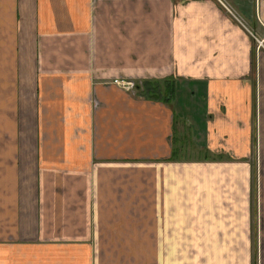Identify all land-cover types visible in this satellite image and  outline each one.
Masks as SVG:
<instances>
[{
    "label": "crops",
    "instance_id": "0c3cea01",
    "mask_svg": "<svg viewBox=\"0 0 264 264\" xmlns=\"http://www.w3.org/2000/svg\"><path fill=\"white\" fill-rule=\"evenodd\" d=\"M226 2L0 0V264H253L217 254L250 228L177 226L264 162V0ZM182 123L235 160L182 172Z\"/></svg>",
    "mask_w": 264,
    "mask_h": 264
},
{
    "label": "rangeland",
    "instance_id": "374dc122",
    "mask_svg": "<svg viewBox=\"0 0 264 264\" xmlns=\"http://www.w3.org/2000/svg\"><path fill=\"white\" fill-rule=\"evenodd\" d=\"M257 40L262 43L264 42V39H260L259 37L257 38ZM256 46L257 50L260 48V50L264 51V49L258 42L256 43ZM157 94L158 92L155 93V96H157ZM180 130V143L178 146L180 151V159L182 164H186V166H182V172L191 168L190 166H187L188 164L203 163L206 164V167L208 168V165H211L213 163H220L222 161L230 162V160H235L231 159L230 157L228 159L226 156L220 157L216 155H210L208 153L205 154L204 150H202L198 146L195 147L193 144V140H191L192 138L190 139L188 137V127L186 124L182 123L180 125ZM249 164L250 167L244 166V168L246 169V171L244 172L237 170L234 166H231L229 168V179L225 183L223 182V186L221 187V195L223 196L224 201H221L222 206L216 207L218 206L217 203H219L220 199H217L215 193L217 191L216 188L219 187L216 186V188L210 189L212 193L211 196H208V198L212 201V204L208 205V208L210 207L211 211L214 212V216L209 215L210 218H208L207 213L201 214V204L197 209L191 212L185 211L186 209H188V205L182 200L183 208L181 210L182 213H180V220L179 217L177 218V226L187 228L217 226L221 229L227 225V227H244L246 230L250 228L252 233V235L250 236L252 246L251 250L232 252L222 251L217 252V254L221 255V253H227L228 256L229 253H233L234 260H236V257L240 259V256L244 254L245 260L247 259V261L251 259L253 254V264H264V162L262 160L259 149L256 155H254L253 157L251 156V158L249 159ZM242 173H245V180L243 182L244 185L242 184V180L239 181L238 184L235 183V181H233L232 179L233 175L241 176ZM216 194L218 195V193ZM182 198L185 200L187 199L186 196L183 195ZM200 215H202V218H199ZM187 247L192 246L182 243V249L178 252H174L175 262L179 261L180 264H206V259L202 256L203 253L208 254L209 262L213 261V254H211V251L200 253L198 251H189ZM155 253L157 254V252ZM230 258L231 257H227V260H229Z\"/></svg>",
    "mask_w": 264,
    "mask_h": 264
},
{
    "label": "built area",
    "instance_id": "2783aa9c",
    "mask_svg": "<svg viewBox=\"0 0 264 264\" xmlns=\"http://www.w3.org/2000/svg\"><path fill=\"white\" fill-rule=\"evenodd\" d=\"M227 11H229L231 14H233V11H231V9H230V6L228 5V3L226 2V0H217ZM257 42L260 44V46L264 49V45H263V43L262 42H259L258 40H257ZM129 87V89H133L134 87H135V85H129L128 86Z\"/></svg>",
    "mask_w": 264,
    "mask_h": 264
},
{
    "label": "trees",
    "instance_id": "16d2710c",
    "mask_svg": "<svg viewBox=\"0 0 264 264\" xmlns=\"http://www.w3.org/2000/svg\"><path fill=\"white\" fill-rule=\"evenodd\" d=\"M148 92H149V93H153V94H155V93L158 92V90H151V89H150ZM159 93H160V92H158V94H159Z\"/></svg>",
    "mask_w": 264,
    "mask_h": 264
},
{
    "label": "bare ground",
    "instance_id": "6f19581e",
    "mask_svg": "<svg viewBox=\"0 0 264 264\" xmlns=\"http://www.w3.org/2000/svg\"><path fill=\"white\" fill-rule=\"evenodd\" d=\"M249 31V30H248Z\"/></svg>",
    "mask_w": 264,
    "mask_h": 264
}]
</instances>
